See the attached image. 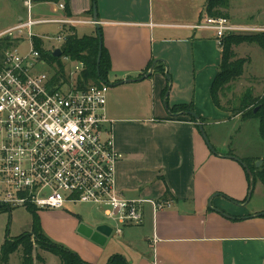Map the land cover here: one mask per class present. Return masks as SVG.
<instances>
[{"label": "crops", "instance_id": "1", "mask_svg": "<svg viewBox=\"0 0 264 264\" xmlns=\"http://www.w3.org/2000/svg\"><path fill=\"white\" fill-rule=\"evenodd\" d=\"M45 1L57 19L81 21L73 24L79 36L96 34L93 0ZM61 3H68L72 16ZM207 3L97 1L111 64L108 77L115 78L106 112L113 120L115 147L123 155L116 168L117 188L129 199L172 201L158 210L146 203L142 222L116 233L121 250L115 247L112 253L131 264H264V208L236 209L237 203H248L250 183L245 167L225 155L243 157L213 144L214 153L200 129L222 113L211 94L221 47L213 30L195 27L207 15ZM82 25L92 26L90 34H79ZM190 58L192 94L185 97ZM125 79L132 80L121 83ZM189 103L204 122L178 109Z\"/></svg>", "mask_w": 264, "mask_h": 264}, {"label": "built area", "instance_id": "2", "mask_svg": "<svg viewBox=\"0 0 264 264\" xmlns=\"http://www.w3.org/2000/svg\"><path fill=\"white\" fill-rule=\"evenodd\" d=\"M25 15L0 32V210L16 207L64 209L67 203L99 207L116 223L113 231L138 225L144 205L168 208V199H129L117 188L116 168L122 154L115 147L113 120L106 108L110 84L81 85L82 60L60 56L51 63L35 47L33 28L45 19L34 15V0H21ZM60 7L65 9L64 4ZM57 36L66 41L64 26L81 22L70 18ZM197 28L215 32L218 45L228 34L253 30L228 17L206 15ZM30 49L20 54L24 34Z\"/></svg>", "mask_w": 264, "mask_h": 264}, {"label": "rangeland", "instance_id": "3", "mask_svg": "<svg viewBox=\"0 0 264 264\" xmlns=\"http://www.w3.org/2000/svg\"><path fill=\"white\" fill-rule=\"evenodd\" d=\"M33 11L36 17L46 20L34 26V34L43 39L46 49L55 48V45H58L57 36L62 29V23L54 21L59 14H55L51 9V4L45 0H35ZM24 13L25 9L21 0H0V31L17 24L19 15ZM228 18L233 24L253 28V30L239 32L241 34L264 33V0H231ZM70 26L73 27V24ZM91 31V25H82L79 28V34H90ZM29 39L30 37L25 33L18 46L20 54L23 55L29 51ZM235 51L239 57H248L250 61L246 63L244 74L240 78L230 82L219 91L220 103L225 110L222 109L220 115L213 117L210 122L207 121L204 131L212 146L215 145L222 151L231 149L243 158H252V166L258 170L264 163V135L260 130V119L247 118V116L264 101V49L257 43H243L237 46ZM193 77L190 58L186 68L185 97L192 94ZM108 79L109 84L115 83V78L108 77ZM250 93L256 100L249 101L247 98V111L238 114L237 117H232L236 116L233 111L241 106V100ZM259 161H261L260 165L256 167ZM241 206L237 203L236 209L256 211L264 208L262 180L257 177L254 179L252 197L245 206ZM36 214L43 232L52 241L73 250L91 264H107L109 256L113 254L112 249L117 247L121 250L119 239L114 231L109 242L100 245L74 228L77 220L91 227L101 224L115 227L116 223L105 217L99 207L82 203H67L64 209H45L36 212L27 207L0 210V253L7 239L14 240L21 234L32 231ZM30 239H34V235H31ZM37 254L38 259H35L34 264H63L58 255L47 250L39 248ZM22 255V248H18L11 254L6 264H21Z\"/></svg>", "mask_w": 264, "mask_h": 264}, {"label": "trees", "instance_id": "4", "mask_svg": "<svg viewBox=\"0 0 264 264\" xmlns=\"http://www.w3.org/2000/svg\"><path fill=\"white\" fill-rule=\"evenodd\" d=\"M60 1V0H55ZM98 1V0H97ZM94 3V0H93ZM94 5V4H93ZM231 6V0H208L206 5V14L211 16H229V8ZM93 14V6L90 10ZM65 14L72 16L68 3L65 4ZM66 41L61 46L62 56H70L74 60H82L85 63V69L79 78L81 85H87L91 82H104L108 81L110 72V59L107 50L102 45V57L99 65L100 74H98V54L100 50V37L99 32L102 34V30L97 29L95 35H83L79 36L74 27L67 28ZM35 47L40 50L42 56L51 63H57L60 66V73L64 72V64L61 57L53 56V50H47L44 47V41L39 36H34ZM103 40V37H102ZM243 43H257L264 49V33L257 34H241L232 33L228 34L223 39V45L221 46V62L220 70L213 81L211 94L212 99L216 106L224 109L220 103L219 91L223 89L227 84L240 78L245 71V65L250 61L248 57H239L235 51V47ZM256 100L252 98V94H248L241 100V106L234 110V115L243 114L247 110L248 99ZM257 108V107H256ZM255 108V109H256ZM180 110L192 111V103L182 104L178 107ZM248 114L247 118H259L260 130L264 135V101L258 106V109ZM225 110V109H224ZM191 120L196 121L197 118L190 116ZM201 122L205 119L202 116L198 118ZM251 169L254 179L259 178L264 183V163L260 169L253 168L252 158H243ZM264 161V157H263ZM256 167L257 164H256ZM250 179L249 174L247 173ZM35 211L34 208H29ZM11 210V209H10ZM36 212V211H35ZM34 235V239H30V236ZM18 248H22L23 257L21 264H34L35 259H38L37 249L41 248L58 255L63 264H91L82 259L78 253L67 248L62 244L52 241L42 230L39 217L36 214L34 217L33 229L30 232H26L16 237L14 240L7 239L3 244L0 253V264H6L9 261L11 254H13ZM107 264H131L126 256L116 253L108 258Z\"/></svg>", "mask_w": 264, "mask_h": 264}, {"label": "water", "instance_id": "5", "mask_svg": "<svg viewBox=\"0 0 264 264\" xmlns=\"http://www.w3.org/2000/svg\"><path fill=\"white\" fill-rule=\"evenodd\" d=\"M98 7H97V0H94V8H93V21L97 27V29H100V21L98 19ZM99 37H100V50H99V54H98V74H100V69H99V65H100V61H101V57H102V45H103V40H102V34L99 32ZM53 56L55 57H60L62 55V49L57 47L53 52H52ZM157 61H155L156 63ZM151 73V71L146 75L149 76ZM167 78L170 79V75L169 73H167ZM132 79H125L123 80L121 83L124 82H130ZM107 82V81H104ZM258 107L255 109L257 110ZM189 114L194 116L195 118H199L198 114L194 111H189ZM200 129L202 131L203 137L206 140L208 146L210 147V149L217 154L215 148L211 145L210 141L208 140V137L206 136V133L204 131V126L201 124L200 125ZM225 157L231 158V159H235L238 162H240L246 169L247 173L250 176V190L248 193V198L246 200V202H249L251 197H252V193H253V188H254V175L251 171V169L249 168L248 164L246 162H244L241 158L234 156V155H225ZM262 161V160H261ZM259 161L257 163V166L260 165ZM264 215V212L262 213ZM78 232L80 234H82L83 236L91 239L92 241L100 244V245H104L108 239L109 236L112 235L113 233V228L108 225V224H101L98 225L97 227H91L85 223H80L79 227H78Z\"/></svg>", "mask_w": 264, "mask_h": 264}]
</instances>
